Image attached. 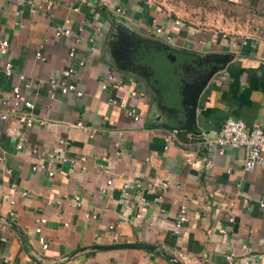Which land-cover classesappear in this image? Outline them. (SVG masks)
<instances>
[{"label":"crops","instance_id":"1","mask_svg":"<svg viewBox=\"0 0 264 264\" xmlns=\"http://www.w3.org/2000/svg\"><path fill=\"white\" fill-rule=\"evenodd\" d=\"M54 1L48 11H32L40 0H0V38L8 41L0 65L9 60L14 70L0 73V108L8 113L0 120V264H226L229 253L236 264H264L257 257L264 252V165L245 171L242 147L204 142L228 116L264 131V0ZM65 18L72 32L56 36ZM213 28L228 37L213 35ZM68 67L83 95L52 97L49 80ZM211 67L217 69L199 96L196 132L178 129L186 119L182 86ZM18 73L29 83H21L22 94L41 124L16 120L11 93ZM109 75L122 82L102 89ZM175 127L177 139L167 144ZM61 137L69 157L85 160L58 168L45 159ZM42 159L54 175L32 169ZM109 177L113 184L102 192ZM124 180L131 195L122 194ZM181 204L189 220L176 232ZM40 218L46 248L35 231ZM119 242L150 246L98 247Z\"/></svg>","mask_w":264,"mask_h":264},{"label":"built area","instance_id":"2","mask_svg":"<svg viewBox=\"0 0 264 264\" xmlns=\"http://www.w3.org/2000/svg\"><path fill=\"white\" fill-rule=\"evenodd\" d=\"M82 1L85 2L86 0H82ZM146 2L148 4H152L150 0H146ZM54 3H55L54 0H40V2H38L37 4H32L31 10L32 11H38V10L48 11L53 7ZM103 3L107 4L105 1ZM117 10L119 11V8H117ZM175 22L178 25L181 24L179 20H176ZM69 24H70V19L65 18L62 24L57 25L55 27V35L56 36L70 35L72 32V28ZM82 30H83V25H79L78 31H82ZM156 30L157 32H161L162 28L157 27ZM210 31L213 35H216L222 38L228 37V34H229L228 32L219 30L218 28L210 29ZM244 36L247 38L249 37V34H246ZM246 38L242 39L243 43L246 42L245 41ZM88 40L91 43H93L94 39L92 37H89ZM78 43H80V38L76 37L75 44H78ZM235 45H236V42L233 41L232 46H235ZM7 47H8V41L6 39L0 38V53L5 54L7 51ZM75 49H76L75 45H72L69 48L68 50L69 57H73L75 55V51H76ZM36 56L38 58H41L42 57L41 51H38L36 53ZM79 65H83L82 60L79 61ZM72 72H73V67H68L64 69L59 76L53 77L49 80V88H50V93L52 97L57 92L60 94H67L69 92H73L77 96L83 95V91L78 89L76 84L69 80ZM0 73H3L5 76H10L11 74L14 73L13 65L9 60L4 61L2 65H0ZM18 79H19V83L12 87V93H11L12 106L18 109V113L16 115L17 122L26 127H31L35 124H41V121L35 118L33 114L31 113V109L34 106L33 101L31 99L24 98L22 94L21 83H23L24 87H28L29 83L25 81V76L23 73H18ZM115 81L118 84H121L122 82L121 79H116V77H114L113 75H109L107 77V80L101 83V88L106 89V87L111 82H115ZM131 95H136V92L132 91ZM109 101L113 103H117V101L113 98H110ZM118 105L121 107L125 106L124 102L122 101L118 102ZM128 114L131 115L134 118V120H137L139 118L138 114L136 113L134 109L129 108ZM7 118H8V113L6 111H3L0 108V120H5ZM77 125L82 127L83 123L81 121H78ZM178 131L179 130L177 129H172L166 134L165 140L167 144L177 139ZM94 133H95V129H89L90 137H92ZM188 136L192 137V133L189 132ZM204 142L207 146H214V147L216 146L222 147L226 145L233 146V147H242L245 150V156L243 158V169L245 171H250L256 168L257 166L264 165V154H263L264 131L260 126H249L247 122L242 118L233 117V116L226 117L215 137H210L204 134ZM57 144H58V149L49 151L48 153H45L44 155L46 156L45 159H49L50 161L56 162L57 163L56 165L58 168L64 163H68L71 165H77L78 163H81L82 161L85 160L84 155L80 156L77 159L69 157L67 155V152L69 150V143L67 139L62 138V137L58 138ZM114 146H115L114 154L116 158H119L121 155V151L119 149L118 143L117 142L114 143ZM16 147L21 148L22 142H18ZM31 151L34 154L42 155L40 153L41 151L37 147H33ZM101 159L103 161H106L107 157L103 155ZM192 164H195V163H192ZM104 168L106 171L108 170L107 165H105ZM32 169L33 170L45 169L47 174L50 176L54 175L56 171L55 168L54 169L48 168L46 163L43 162V159L37 163H34L32 165ZM121 175H123L122 172H121ZM112 184H113V179L109 177L106 179L105 185H103L100 190L102 192H106L109 186ZM134 186L136 188H140L141 181L139 179L134 180ZM131 187H133L132 184L129 181L124 180L122 187H121L122 194L125 196L131 195V192H130ZM21 194L27 195L28 191L23 190L21 191ZM139 200L141 202L145 201L143 197H140ZM10 202L13 203V200L10 199ZM76 202H77V197H76ZM243 204L244 206L247 204L246 199H244ZM12 213L13 212H10V214ZM91 216L93 218L96 217L95 214ZM188 220H189L188 209L185 204H181L178 209L176 218H175L176 232H179L181 228L188 222ZM229 220L232 221L233 217L232 216L229 217ZM43 222H45V219L40 218L38 221V225L35 228V231L39 234V241L42 243V247L46 248L47 243L45 242L44 237L41 235V227H40L41 223ZM218 224H221V223L218 222ZM114 227L115 226L112 224L109 226V229L112 231L114 230ZM219 230L221 232H224V229L221 226ZM113 236H114V240L118 241L117 236L115 234ZM242 248L248 249L246 245H242ZM257 257L264 258V252L257 254ZM225 259H226V264H236V259L233 253H229L225 255Z\"/></svg>","mask_w":264,"mask_h":264},{"label":"water","instance_id":"3","mask_svg":"<svg viewBox=\"0 0 264 264\" xmlns=\"http://www.w3.org/2000/svg\"><path fill=\"white\" fill-rule=\"evenodd\" d=\"M217 67H211L203 77L199 76V79H193V81L186 82L182 86V99L181 104L185 109L186 119L178 129H186L190 132H196L197 127L195 123L196 109L198 105L199 96L206 85L207 81L211 77L212 73ZM177 129V127H175ZM150 245L144 243H133V242H119L112 245H101L100 248H116V247H149ZM173 259V257H172Z\"/></svg>","mask_w":264,"mask_h":264},{"label":"rangeland","instance_id":"4","mask_svg":"<svg viewBox=\"0 0 264 264\" xmlns=\"http://www.w3.org/2000/svg\"><path fill=\"white\" fill-rule=\"evenodd\" d=\"M162 1V0H150V2L153 4V5H160L159 2ZM172 1V0H171ZM174 1V0H173ZM175 6H180L179 4H174Z\"/></svg>","mask_w":264,"mask_h":264}]
</instances>
